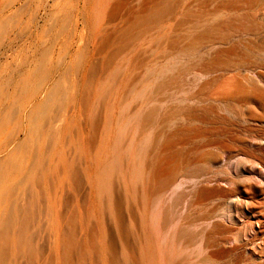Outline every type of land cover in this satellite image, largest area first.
I'll list each match as a JSON object with an SVG mask.
<instances>
[{
    "label": "rangeland",
    "instance_id": "rangeland-1",
    "mask_svg": "<svg viewBox=\"0 0 264 264\" xmlns=\"http://www.w3.org/2000/svg\"><path fill=\"white\" fill-rule=\"evenodd\" d=\"M225 1L0 0V264H264V118L225 121L264 21Z\"/></svg>",
    "mask_w": 264,
    "mask_h": 264
},
{
    "label": "bare ground",
    "instance_id": "bare-ground-1",
    "mask_svg": "<svg viewBox=\"0 0 264 264\" xmlns=\"http://www.w3.org/2000/svg\"><path fill=\"white\" fill-rule=\"evenodd\" d=\"M223 3L226 6L243 4L249 10L256 9L255 20L264 21V12L260 13V11L258 10L259 4H264V0H227ZM254 29L255 32L252 35L255 36L256 41L264 42V29L258 26H255ZM252 41L253 40L249 41L244 48V53L242 54L243 56L241 57L238 70L241 69V66L242 69L238 71L239 73L237 72L231 75L229 77L228 83L226 84L228 87V98L226 112L227 117L225 121L233 125L236 121L240 120L239 118H241L238 116V111L241 110L244 106H246L247 109L244 115V131L246 133V138H244L243 142L250 136L252 132L248 124V120L251 116L250 105L252 103H256L258 108L261 110V113L258 116L262 119L264 118V73L260 72V70H264V60L258 61L254 59V56L251 54L252 48H250ZM244 66L245 68H243ZM223 138L227 137L225 136ZM246 153L249 157L252 156V152L250 150H248ZM246 162L248 163L249 160ZM238 165H240L241 170H244L249 174L251 173V171H253L248 165L245 166V163L240 162Z\"/></svg>",
    "mask_w": 264,
    "mask_h": 264
}]
</instances>
